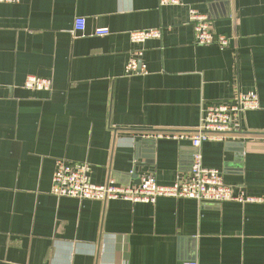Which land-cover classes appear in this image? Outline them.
I'll use <instances>...</instances> for the list:
<instances>
[{
    "label": "crops",
    "instance_id": "0c3cea01",
    "mask_svg": "<svg viewBox=\"0 0 264 264\" xmlns=\"http://www.w3.org/2000/svg\"><path fill=\"white\" fill-rule=\"evenodd\" d=\"M228 45L195 41L189 9ZM85 19L82 33L74 30ZM107 27V37H96ZM161 36L132 43L133 30ZM135 57L145 72L127 73ZM47 77L49 90L24 87ZM252 91L240 130L200 146L235 194L154 203L50 192L58 161L85 163L94 184L170 185L188 176L202 109ZM264 264V0L0 2V264Z\"/></svg>",
    "mask_w": 264,
    "mask_h": 264
},
{
    "label": "built area",
    "instance_id": "2783aa9c",
    "mask_svg": "<svg viewBox=\"0 0 264 264\" xmlns=\"http://www.w3.org/2000/svg\"><path fill=\"white\" fill-rule=\"evenodd\" d=\"M20 0H0L4 3H18ZM160 6L181 5L182 0H158ZM189 20L193 25L194 38L198 44L215 43L219 46L228 45L230 38L217 34L206 14L195 8L189 9ZM85 29V19L77 17L74 21L76 33ZM110 30L107 27H97L93 31L96 37H107ZM161 36L159 28L133 30L129 33L132 43H142L150 38ZM127 73L145 72V66H138L135 57H131L125 67ZM24 87L31 90H49L52 82L47 77L27 75ZM258 96L252 92H237L230 103L206 105L197 130L193 134L170 133L167 137L173 139L188 138L196 152L193 156L189 174L170 185L156 182L153 175L143 176L139 183L132 185L116 184L109 180L105 184H94L90 180V169L85 163L58 161L51 178L50 192L56 196H68L78 199H124L132 202L154 203L160 196L192 198L198 202L236 200L240 202L255 201L258 198L235 194L234 189L223 182L222 173L216 168L203 166L200 146L203 142L214 140L224 141L231 135H237L240 130V117L243 111L258 108ZM184 264H202L188 261Z\"/></svg>",
    "mask_w": 264,
    "mask_h": 264
}]
</instances>
